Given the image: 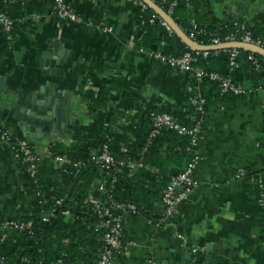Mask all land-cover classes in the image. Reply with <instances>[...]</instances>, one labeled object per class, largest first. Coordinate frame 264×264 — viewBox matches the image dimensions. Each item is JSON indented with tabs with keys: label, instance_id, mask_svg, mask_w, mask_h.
Wrapping results in <instances>:
<instances>
[{
	"label": "crops",
	"instance_id": "1",
	"mask_svg": "<svg viewBox=\"0 0 264 264\" xmlns=\"http://www.w3.org/2000/svg\"><path fill=\"white\" fill-rule=\"evenodd\" d=\"M71 6L90 20H104L112 31L59 20L49 0H24L15 6L10 12L15 21L11 37L0 25V83L5 78L7 87L0 92V126L43 156L40 178L45 194L61 188L60 164L48 148L61 142L68 152L76 127L87 133L91 146L112 134V151L121 159L134 140L131 127L142 121L144 111L163 108L192 124L201 117L195 186L166 224L124 212L122 249L114 264H152L151 260L204 264L205 255L212 253L206 244L219 248L223 260L216 264H264V207L259 201L261 180L264 185V66L257 68L241 56L230 75L253 91L243 96L222 94L210 83L197 82L190 73L151 58L147 51L152 48L134 36L140 16L124 1L73 0ZM198 15L202 23L211 25L236 22L264 27V0H199ZM158 34L155 29L153 35L158 38ZM51 42L64 54L54 65L63 69L59 75L41 67ZM220 70L227 73V65H220ZM50 82L58 83L51 91L60 88L72 96L73 122L63 137L29 143L7 101L38 92ZM189 87L199 88L207 97L203 117L190 103ZM161 147L163 155L156 158L175 163L169 153L172 143L164 140ZM95 194L100 195L98 190ZM37 200L27 167L0 141V220L31 214ZM174 237L182 244H176ZM193 246L203 251L193 255Z\"/></svg>",
	"mask_w": 264,
	"mask_h": 264
},
{
	"label": "trees",
	"instance_id": "2",
	"mask_svg": "<svg viewBox=\"0 0 264 264\" xmlns=\"http://www.w3.org/2000/svg\"><path fill=\"white\" fill-rule=\"evenodd\" d=\"M23 1L0 0V9L10 15L11 10ZM72 1L67 0L69 4ZM120 1L127 3L132 12L140 16L141 23L134 36L143 39L147 48H152L155 51L161 50L165 54L175 56L183 55L187 51L197 52L190 48L176 32L170 33L161 25L162 17L151 6L143 8L133 3L132 0ZM153 1L169 14L188 36L194 30L191 24V20L194 19L197 23L196 40L198 42L211 44L214 37L224 39L230 33L238 32L240 36L247 31H250L255 37L264 39V27L259 25L236 26L234 22L215 25L202 23L198 15L199 0H178L171 11L172 0ZM49 2L53 7L55 17L62 20L55 12L54 0H49ZM84 18L89 20L85 16ZM100 22L99 20L94 21L95 24ZM81 25L88 26L85 23ZM155 29L159 31L158 38L153 35ZM14 30L15 26L11 34L14 33ZM240 51L237 62L239 63L240 57L244 56L253 64L249 59L252 51L243 48H240ZM255 55L261 59L260 67H263L264 55L258 52H255ZM197 58L194 66L202 68L206 72H222L220 65L228 66L229 51L225 49H220L218 52L212 50L209 56L204 57L200 53ZM193 79L195 80L194 77ZM200 83H210L222 94L243 96L231 92L224 93L218 82L207 78L201 80ZM153 110L172 114L170 110L152 108L141 113L142 121L131 127L134 140L125 148L123 158L143 161L144 165L135 173H131L126 166L121 171L108 170L91 161L90 156L96 149H92L87 133L81 127L75 128L72 135L73 142L68 152L63 151L61 142H53L49 146L48 152L52 158L64 156L66 159L58 167L61 188L50 195L45 194L42 189L43 196L40 198L45 202H40L41 199L38 198L36 209L31 214L20 217L27 223L29 229H32L33 233L12 229L5 236L0 235V258L3 260L1 264H59V260H62L63 264L71 262L95 264L104 245L102 239L104 228L96 229V225L103 219L94 208L96 202H103L110 206L114 216L123 215L124 212H130V210L118 208L113 202L135 204L137 212L133 214L146 216L151 222L159 223L164 217L162 199L165 190L173 177L177 175L176 173L182 172L187 166L193 153L189 150V138L172 129L161 130L148 144L152 130L150 112ZM172 115L177 117L175 114ZM181 121L186 125L193 126L192 123ZM110 136L112 137V134ZM164 140H169L172 143L169 153L176 159L173 164L156 158L157 155H163L161 143ZM110 146L113 147V138ZM76 160L86 161L87 164L84 167L76 168L73 166V162ZM23 163L27 167V164ZM40 174L39 169V186L42 188ZM113 178H115L114 181ZM100 183H105L107 191L99 192L100 195L97 196L95 192ZM58 199H62L61 203L57 202ZM66 211L68 214L65 213ZM45 217H48V220H45Z\"/></svg>",
	"mask_w": 264,
	"mask_h": 264
},
{
	"label": "built area",
	"instance_id": "3",
	"mask_svg": "<svg viewBox=\"0 0 264 264\" xmlns=\"http://www.w3.org/2000/svg\"><path fill=\"white\" fill-rule=\"evenodd\" d=\"M133 3L147 8L149 4L144 0H132ZM178 0H172L170 5V11L177 4ZM55 3V12L58 17L64 21L82 24L85 23L88 26H93L103 33H109L112 31L113 27L110 24L101 21L100 23H94L93 20H87L79 14L72 6L67 2V0H54ZM194 30L191 31L189 37L196 43L203 46H214L223 43L231 42H243L250 45H255L264 48V39L261 37H255L250 31H247L239 36L238 32L230 33L226 35L224 39L220 37H214L211 44H204L196 40V28L197 23L193 19L191 20ZM0 25L2 26L5 33L8 37H11L12 29L15 26V21L11 15L7 14L0 9ZM161 25L166 28L170 33L174 32L172 26L163 18H161ZM236 26L241 24L236 23ZM220 49H216L218 52ZM229 51V63H228V72H206L204 69L194 66L197 61V55L202 53L204 57L209 56L210 51L212 50H195L196 53L192 51H187L183 55L175 56L172 54H165L161 50H148L147 54L156 60L167 63L172 69L179 70L184 73H190L192 77L195 78V81L200 82L204 78H207L211 81H216L219 84V87L222 92H231L236 95H248L253 91V88H246L242 84L236 82L230 75V71L238 65L237 59L241 53L240 48L232 47L225 48ZM143 51V49H141ZM249 59L252 61L253 65L257 68L261 65V59L255 55L254 50H251ZM192 95L190 96V103L196 113V115H203L206 112L207 98L199 88L189 87ZM150 117L152 121V130L150 133V139L148 144L152 139L161 132V130L167 128L176 131L177 133L187 136L189 138V150L192 151L193 156L187 166L183 169L182 172L178 173L173 177L170 184L167 186L164 196V217L159 221L158 224L168 223L175 215L179 203L184 200L191 189L195 186L196 182L193 176L194 170L199 161V154L197 146L200 140V135L203 131L202 118L197 117L196 121L193 123V126L186 125L182 123L180 119L168 112H159L151 111ZM0 141L5 142L10 147L14 157L22 162L27 164V170L31 176L32 183L35 187L37 198L43 196L42 188L39 186V169L40 164L43 160V156L37 153L30 144L21 141L15 134L10 131L8 128L3 126L0 127ZM112 137L107 134L102 139V142L98 149L92 152L90 160L93 161L96 165L108 169L121 171L123 167H128L131 173H135L140 167L144 165L143 161H137L132 159L121 158L118 159L114 155L111 148ZM56 161L61 165L66 159L64 156H57ZM86 161L76 160L73 162V166L76 168H81L86 166ZM264 168V166H263ZM243 173V172H241ZM115 178H113V181ZM259 201L264 207V185L262 180L259 184ZM99 192H106L107 187L105 183H100L98 185ZM40 202H45L44 199L40 198ZM62 199H58L57 202L61 203ZM113 204L118 208H123L130 210L132 213L137 212V207L135 204H122L119 202H113ZM95 210L98 215L103 219L96 225V229L99 230L104 228L102 239L104 241L103 248L101 249L99 258L95 264H114L116 254L119 253L122 249V235H123V219L122 215L114 216L111 212L110 206L104 204L103 202H96L94 205ZM68 214V211L65 212ZM48 220V217L44 218ZM27 223L21 219H1L0 220V235L8 232L12 229H17L20 231H27L33 233L32 229H29ZM199 251H203L202 248L198 246L192 247V254L197 255ZM152 264H156L154 260H151ZM3 263V260L0 258V264ZM59 264H63L62 260H59ZM69 264H81L77 262H71Z\"/></svg>",
	"mask_w": 264,
	"mask_h": 264
},
{
	"label": "water",
	"instance_id": "4",
	"mask_svg": "<svg viewBox=\"0 0 264 264\" xmlns=\"http://www.w3.org/2000/svg\"><path fill=\"white\" fill-rule=\"evenodd\" d=\"M144 1L154 8V10L172 26L174 32H176L192 49L216 50L237 47L246 50H254L264 55V48L243 42L223 43L214 46L200 45L193 41L155 1ZM239 7L238 10L241 11ZM62 42H64V39H62ZM58 56H64L63 50L51 42L49 47L43 52L41 58V67L45 68V73L59 75L60 72L63 71V69L59 71V68H54ZM3 79L5 80V78ZM4 80L0 83V92L7 88H5L6 85L3 84ZM57 86L58 83L55 82L42 84L38 92L26 94L18 98L17 101H7V104L11 108V116L13 119L18 120V128L27 137V142H45L51 137H63L72 124L73 115L71 114V110L73 108V98L72 96H66V91L60 88L51 91V88H56ZM99 145L100 140L98 139L94 140L92 143V147L95 149H98ZM184 201H186V198L182 200L179 205ZM179 230L182 234L181 228ZM173 240L178 245L182 244V240L178 237H174ZM206 247L208 250H212V253L208 252L205 255L204 264H216L218 261L223 260L219 248H215L212 244H206ZM188 257H191L190 253Z\"/></svg>",
	"mask_w": 264,
	"mask_h": 264
}]
</instances>
